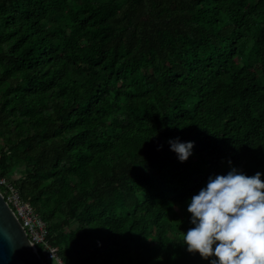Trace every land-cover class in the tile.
<instances>
[{"label": "trees", "instance_id": "obj_1", "mask_svg": "<svg viewBox=\"0 0 264 264\" xmlns=\"http://www.w3.org/2000/svg\"><path fill=\"white\" fill-rule=\"evenodd\" d=\"M232 167L264 173V0H0V191L64 264H210L188 204Z\"/></svg>", "mask_w": 264, "mask_h": 264}, {"label": "clouds", "instance_id": "obj_2", "mask_svg": "<svg viewBox=\"0 0 264 264\" xmlns=\"http://www.w3.org/2000/svg\"><path fill=\"white\" fill-rule=\"evenodd\" d=\"M171 149L186 161L193 141L170 138ZM264 173L249 176L232 167L210 175L188 204L191 223L182 242L210 264H264Z\"/></svg>", "mask_w": 264, "mask_h": 264}, {"label": "water", "instance_id": "obj_3", "mask_svg": "<svg viewBox=\"0 0 264 264\" xmlns=\"http://www.w3.org/2000/svg\"><path fill=\"white\" fill-rule=\"evenodd\" d=\"M0 264H44L1 192Z\"/></svg>", "mask_w": 264, "mask_h": 264}, {"label": "built area", "instance_id": "obj_4", "mask_svg": "<svg viewBox=\"0 0 264 264\" xmlns=\"http://www.w3.org/2000/svg\"><path fill=\"white\" fill-rule=\"evenodd\" d=\"M4 183L5 181H1V185ZM7 188V196H3L27 233L32 246L40 254L43 263L64 264L57 248L48 240L50 234L47 223L36 212L33 206L22 198L21 193L16 187L7 183Z\"/></svg>", "mask_w": 264, "mask_h": 264}]
</instances>
